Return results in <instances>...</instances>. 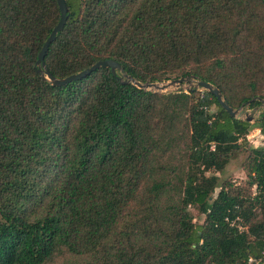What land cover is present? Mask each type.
<instances>
[{
	"label": "trees",
	"instance_id": "16d2710c",
	"mask_svg": "<svg viewBox=\"0 0 264 264\" xmlns=\"http://www.w3.org/2000/svg\"><path fill=\"white\" fill-rule=\"evenodd\" d=\"M0 0V264H264V0ZM246 150L244 185L218 175ZM252 264V263H251Z\"/></svg>",
	"mask_w": 264,
	"mask_h": 264
},
{
	"label": "water",
	"instance_id": "95a60500",
	"mask_svg": "<svg viewBox=\"0 0 264 264\" xmlns=\"http://www.w3.org/2000/svg\"><path fill=\"white\" fill-rule=\"evenodd\" d=\"M55 1L57 4V7H58V11H59L58 20L55 23V25L52 27V29L50 30L48 36L43 41L42 45L40 46V48L36 54V59H35V63H34V65L36 67V72L39 74V76L42 79L48 80L51 85L61 86V85H64L70 81L80 79V78L90 74L92 71H94L98 68H109L113 75H115L116 72H122V68H121L120 64L113 59L98 60V61L94 62L93 64H91L90 66H88V67H86V68H84L78 72L64 76V77H55L48 71V69L44 65L43 57L45 55V52H46L49 44L55 39V35L62 29V27L65 23V20H66V6H65L64 0H55ZM123 77H125V79L128 82L132 83L137 88L147 90V91H152V92H155L153 90H163V89H166L167 87L178 86L181 83L185 82L188 85H192L191 87H196V88L198 87L202 90H205L207 93H209L211 96H213L216 99L217 103L222 107V109H224L226 111V113L229 116L235 117V118H237V116H238L237 110L232 108L231 106H229L227 104V102L223 99L220 91L216 87H214L210 83L203 81V80H198L195 82L193 80L192 76H183V77L173 78V79H171L165 83H158V82L141 83V82L135 81L133 78H131L127 75L123 74ZM191 87H188V89ZM259 100L261 102H264V100H261V99H259ZM248 102L249 101H247L245 104H247ZM246 119L250 120L251 117H247Z\"/></svg>",
	"mask_w": 264,
	"mask_h": 264
},
{
	"label": "rangeland",
	"instance_id": "374dc122",
	"mask_svg": "<svg viewBox=\"0 0 264 264\" xmlns=\"http://www.w3.org/2000/svg\"><path fill=\"white\" fill-rule=\"evenodd\" d=\"M171 79L158 83H165ZM191 86L192 85H188L187 83L183 82L178 86H171L163 90H153V91L160 93L187 91L188 87ZM235 109L238 112L237 118L251 117L249 121H252L253 119L256 118L257 114L260 111L264 110V102L260 101L259 105H256L252 108H248L247 105L245 104ZM245 139H246V144L250 147H260V145L264 143V136L259 133V130L257 128H251L250 131L246 134ZM245 160H246V150H240L233 153L231 155L230 160L224 166L222 171L216 173V175H218L219 181L225 179L232 181L235 185H244L246 181V176L243 170V165Z\"/></svg>",
	"mask_w": 264,
	"mask_h": 264
},
{
	"label": "built area",
	"instance_id": "2783aa9c",
	"mask_svg": "<svg viewBox=\"0 0 264 264\" xmlns=\"http://www.w3.org/2000/svg\"><path fill=\"white\" fill-rule=\"evenodd\" d=\"M253 264V260L251 258H248L247 261H246V264Z\"/></svg>",
	"mask_w": 264,
	"mask_h": 264
}]
</instances>
